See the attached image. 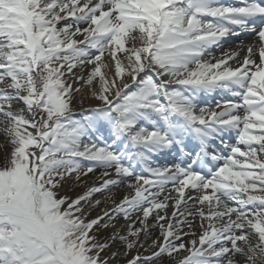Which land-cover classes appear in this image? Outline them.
I'll return each mask as SVG.
<instances>
[{"label": "snow or ice", "instance_id": "snow-or-ice-1", "mask_svg": "<svg viewBox=\"0 0 264 264\" xmlns=\"http://www.w3.org/2000/svg\"><path fill=\"white\" fill-rule=\"evenodd\" d=\"M0 137V264H264V0H0Z\"/></svg>", "mask_w": 264, "mask_h": 264}, {"label": "bare ground", "instance_id": "bare-ground-1", "mask_svg": "<svg viewBox=\"0 0 264 264\" xmlns=\"http://www.w3.org/2000/svg\"><path fill=\"white\" fill-rule=\"evenodd\" d=\"M247 34H249V33H247ZM249 35H252V34L250 33ZM249 35H239V36H236V37L234 38V41H236L234 44H229V45H228V44H226V43H222V46H221L220 49H213L212 51H213V53H214L216 56H219V55H221V53L224 52V51H239L241 45L244 46L245 51H246V46L258 42V41H257V38H256L255 36H253V35H252V36H249ZM247 36H248V37H247ZM244 54H245V52L242 51V52H241V57H242ZM215 100H218V98H214V100H211V102L214 103L213 101H215ZM212 103H211V104H212ZM86 104H87V102H86ZM163 161H164V160H163ZM96 176H99V171H97ZM91 183H92V180L89 179V184H91ZM87 186H88V185H86V187H85L84 190H82V185L79 186V187H73V186H72V187L70 188V190H74V189L76 188L77 192H73V193H71L69 196H72V197L74 198L77 194H82V193L86 190ZM69 187H70V182H69L68 184H65V186L63 187V189L65 190V189H67V188H69ZM117 191L119 192V195H120V196H122V195L125 194V189L114 190L112 194L115 195ZM107 195H109V194H108V193H105L104 195H99V194H97V195L94 197V199H98V200H102V201H104V200H105V197H106ZM111 206H112V205H111V202H110V201H108V202H106V203H102V204L100 205L99 208H96L95 211L92 212V216L89 217V218L91 219V218L95 217L96 215L101 214L103 209H105V208H110ZM167 211H168V213H169V215H170L172 209L169 208ZM153 215H155V213H154ZM185 231H187V229H185ZM195 231L199 232V231H200L199 227H196V228H195ZM158 235H159V231H158V229H157V230H153V236L156 237V236H158ZM106 237H107V236H106ZM106 237H105V238H106ZM102 238H104V237H102ZM189 238H190V237H185V240H188ZM119 247H120L119 244H117V245H115V247H114L112 250L115 251V250H116L117 248H119ZM142 251H143V249H141V253L144 254Z\"/></svg>", "mask_w": 264, "mask_h": 264}, {"label": "rangeland", "instance_id": "rangeland-1", "mask_svg": "<svg viewBox=\"0 0 264 264\" xmlns=\"http://www.w3.org/2000/svg\"><path fill=\"white\" fill-rule=\"evenodd\" d=\"M235 42L233 41V43H230V44H234ZM85 107H87V104H85ZM76 108L79 109V105L76 104ZM3 137H0V140H2ZM72 187V184L70 182V187L67 188V189H60V193L61 194H64V193H67L68 195H70L71 193L73 192H77L76 188L74 190H70V188ZM86 187V185H82V190H84ZM110 235V232L108 230H104V229H101L98 233H97V238L98 239H105L106 236ZM104 237V238H102ZM152 238H155V236H152ZM149 243H151V238L149 239ZM145 255L148 254V253H145L144 250L142 251ZM104 255H107V253H105ZM121 264H123V261H121Z\"/></svg>", "mask_w": 264, "mask_h": 264}]
</instances>
